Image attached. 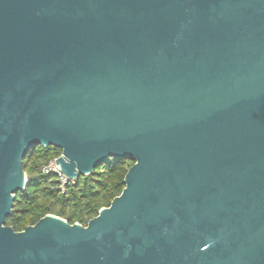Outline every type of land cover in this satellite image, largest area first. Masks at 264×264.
I'll list each match as a JSON object with an SVG mask.
<instances>
[{
  "label": "water",
  "instance_id": "1",
  "mask_svg": "<svg viewBox=\"0 0 264 264\" xmlns=\"http://www.w3.org/2000/svg\"><path fill=\"white\" fill-rule=\"evenodd\" d=\"M38 146L134 164L86 226L17 232ZM0 264H264V0H0Z\"/></svg>",
  "mask_w": 264,
  "mask_h": 264
},
{
  "label": "trees",
  "instance_id": "2",
  "mask_svg": "<svg viewBox=\"0 0 264 264\" xmlns=\"http://www.w3.org/2000/svg\"><path fill=\"white\" fill-rule=\"evenodd\" d=\"M62 151L55 147L38 146L24 160L27 187L16 194L12 215L6 225L17 232L35 225L47 215H55L70 224L86 226L99 211L109 207L125 188L124 178L133 160L110 157L88 176H80L62 192L57 175L45 173L43 168Z\"/></svg>",
  "mask_w": 264,
  "mask_h": 264
},
{
  "label": "built area",
  "instance_id": "3",
  "mask_svg": "<svg viewBox=\"0 0 264 264\" xmlns=\"http://www.w3.org/2000/svg\"><path fill=\"white\" fill-rule=\"evenodd\" d=\"M57 159H54L48 165H46L43 168V172L54 173L55 175H57L58 188L60 191L64 192L68 186H70L76 182V179L69 178L66 175H64L63 173H61L59 166L56 164Z\"/></svg>",
  "mask_w": 264,
  "mask_h": 264
}]
</instances>
